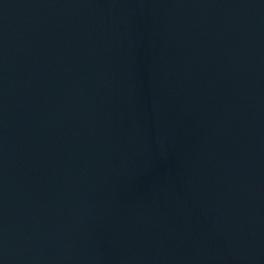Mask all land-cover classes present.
I'll return each mask as SVG.
<instances>
[{"label": "water", "instance_id": "1", "mask_svg": "<svg viewBox=\"0 0 264 264\" xmlns=\"http://www.w3.org/2000/svg\"><path fill=\"white\" fill-rule=\"evenodd\" d=\"M0 264H264V0H0Z\"/></svg>", "mask_w": 264, "mask_h": 264}]
</instances>
